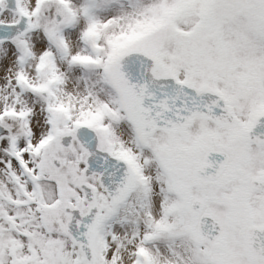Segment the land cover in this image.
I'll return each instance as SVG.
<instances>
[{"label":"snow or ice","instance_id":"1","mask_svg":"<svg viewBox=\"0 0 264 264\" xmlns=\"http://www.w3.org/2000/svg\"><path fill=\"white\" fill-rule=\"evenodd\" d=\"M0 264H264V0H0Z\"/></svg>","mask_w":264,"mask_h":264}]
</instances>
